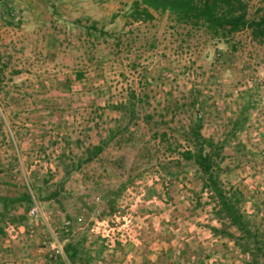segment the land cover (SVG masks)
Segmentation results:
<instances>
[{
	"label": "rangeland",
	"instance_id": "1",
	"mask_svg": "<svg viewBox=\"0 0 264 264\" xmlns=\"http://www.w3.org/2000/svg\"><path fill=\"white\" fill-rule=\"evenodd\" d=\"M134 1L0 0V264H264V37Z\"/></svg>",
	"mask_w": 264,
	"mask_h": 264
},
{
	"label": "trees",
	"instance_id": "2",
	"mask_svg": "<svg viewBox=\"0 0 264 264\" xmlns=\"http://www.w3.org/2000/svg\"><path fill=\"white\" fill-rule=\"evenodd\" d=\"M134 6L135 19H153L155 17L153 12L169 13L177 22L205 27L216 37H228L245 29H250L256 38L264 37V16L259 19L249 17V0H135ZM199 129L197 126L195 130L198 150L193 152L189 149L183 156L187 160L195 158L202 170L208 174L211 186L220 200L222 212L240 230L250 234L248 224L243 220L239 210L232 201H229L224 190L214 179L212 172L214 157L212 153L205 151L206 146H211L212 143L201 138ZM255 243L262 248L259 241L256 240ZM67 255L72 260L75 258L76 254L73 253L71 246L67 248Z\"/></svg>",
	"mask_w": 264,
	"mask_h": 264
},
{
	"label": "built area",
	"instance_id": "3",
	"mask_svg": "<svg viewBox=\"0 0 264 264\" xmlns=\"http://www.w3.org/2000/svg\"><path fill=\"white\" fill-rule=\"evenodd\" d=\"M51 247L55 250V257L58 255H65V250L61 244L52 243Z\"/></svg>",
	"mask_w": 264,
	"mask_h": 264
}]
</instances>
